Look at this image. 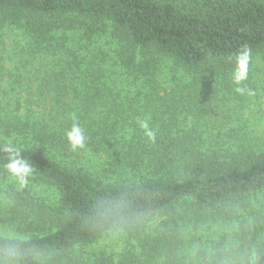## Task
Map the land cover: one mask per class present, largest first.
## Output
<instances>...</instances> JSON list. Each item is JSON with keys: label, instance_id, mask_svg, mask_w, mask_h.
I'll return each instance as SVG.
<instances>
[{"label": "trees", "instance_id": "1", "mask_svg": "<svg viewBox=\"0 0 264 264\" xmlns=\"http://www.w3.org/2000/svg\"><path fill=\"white\" fill-rule=\"evenodd\" d=\"M83 22L110 30L121 60L114 68L103 69L102 55L87 52L74 36ZM5 31L21 35L17 49L7 51ZM5 56L12 66L11 92L25 79L28 87L32 77L38 83L37 97L28 94L23 101L0 91V177H28L54 187L62 214L56 229L43 236H0V264H209L208 249L217 244L201 250L204 263L183 261L177 244L162 239L163 233L138 240L140 246L129 244L117 258L113 250L85 249L106 234L135 233L156 217H169L170 207L182 200H188L196 220L223 215L230 220L228 212H242L243 219L253 209V196L264 194L260 133L257 144L235 141L231 152L214 150L203 157L196 144L188 148L167 130L156 129L153 137L136 124L123 123L119 113L111 121L109 115L92 116L103 96L114 99L111 105L152 99L156 69L164 60L169 70H177L173 75L212 82L228 79L241 64L264 61V0H0V89ZM38 63L49 68L41 81L31 70ZM189 85L200 86L196 81ZM24 106L28 113L20 114ZM34 112L39 117L33 119ZM76 129L88 152L105 156L96 172L63 167L38 148L49 143L71 150L79 145H74ZM134 149L135 155L159 156L152 174L132 183L95 181L97 172L107 164L116 167ZM9 193L23 195L13 188ZM239 228L224 251L243 250L236 264H264V241L251 252L244 226Z\"/></svg>", "mask_w": 264, "mask_h": 264}, {"label": "rangeland", "instance_id": "2", "mask_svg": "<svg viewBox=\"0 0 264 264\" xmlns=\"http://www.w3.org/2000/svg\"><path fill=\"white\" fill-rule=\"evenodd\" d=\"M80 28L75 31L74 36L81 40L87 52L102 55L103 59L100 60L103 69L114 68V64L121 61L118 60L119 55H117L119 46L113 43L109 29L92 22H83ZM89 30L93 31L91 35H87ZM4 39L7 51H11L12 48L17 49L22 43L21 35L16 32L5 31ZM123 51L125 52V47ZM6 56L4 57L5 76L0 89L3 95L7 93L6 97H19L21 101L28 94L37 97L38 82L34 80V77L29 81L30 87L27 86L25 79L21 88L17 87L14 92L10 91L12 66ZM136 56L140 58L139 55ZM48 64L50 65L51 62ZM167 66L165 60L157 66L156 71L158 72L155 80L158 87L152 99L134 101L129 105L124 102L125 100H121L124 104L120 106L119 104L111 105L110 102L114 99L103 96L100 103L96 104L95 113L92 116L103 114L106 117L109 115L111 121L115 120L116 114L119 113L125 118L123 123L136 124L139 128H142L141 124L146 122L153 137L156 129L167 130L172 137L188 148L196 144L198 148H201L203 157L214 150L222 154L231 152L230 150L234 149L232 143L235 141L245 140L251 144H257L263 139L264 61L251 66L249 63L241 64L228 79H219L217 82H212V79L193 78L186 73L173 75L177 70H169ZM45 69L49 68H46L44 63L35 64V68L31 70L38 75L36 80L41 81L45 78L43 73ZM193 81L200 86L189 85ZM24 108L25 106L21 108L20 114L28 113L27 110L24 111ZM32 109L38 110L36 107ZM38 114L39 112H34L31 117L37 118ZM119 126L120 123H117L116 128L118 129ZM140 131L139 129L135 132V137H139ZM84 143L82 141L79 145L74 144L78 146L71 150L56 149L49 143L46 145L39 143L38 148L63 167L96 172L105 156L99 155L98 158L88 152ZM132 151V153H126V158L116 167L107 164L103 171L97 172L95 181L106 184L132 183L144 180L152 174L156 169L155 161L159 160V156L140 152L135 155V149ZM163 156L162 160L166 161L168 156L165 154ZM9 188L15 189L17 193L18 191L23 192L22 198L21 195L8 194ZM13 196L17 198L11 201ZM253 199L251 202L253 209L244 213L243 219H241L242 212L238 215L228 212L230 214L227 216L231 217L230 220L224 215L217 219L205 216L196 220L188 200H182L170 207L169 217H156L135 233L122 230L106 234L97 243L88 246L85 251L96 253L99 250H113L117 258V255L129 244L140 246L138 240H148V238H154L163 233L162 239L166 237L172 243L177 244L178 255H183V261L204 263L201 250L207 245L217 244L215 248L209 247L206 254L207 262L209 264H236L235 259L241 262L244 257L243 250L230 254L225 252L223 247L227 248L228 240L232 239L234 231L241 232L239 228L241 225L244 226L245 235H248L246 238L249 239V249L252 247L251 252L264 241V194H257L253 196ZM61 211L59 195L54 187L28 177H0L1 237L24 240L48 234L56 229V222L62 214ZM164 234L167 235L164 236ZM198 248L200 251L195 252ZM220 251L221 257L218 256Z\"/></svg>", "mask_w": 264, "mask_h": 264}, {"label": "clouds", "instance_id": "3", "mask_svg": "<svg viewBox=\"0 0 264 264\" xmlns=\"http://www.w3.org/2000/svg\"><path fill=\"white\" fill-rule=\"evenodd\" d=\"M141 127L145 129V132H146L147 135L151 136V132L148 130V126H147V123L146 122L145 123H142L141 124ZM75 132L77 133V136L79 137V141L77 143L78 144L79 143H82L83 137L78 134L79 133V130L76 129Z\"/></svg>", "mask_w": 264, "mask_h": 264}, {"label": "snow or ice", "instance_id": "4", "mask_svg": "<svg viewBox=\"0 0 264 264\" xmlns=\"http://www.w3.org/2000/svg\"><path fill=\"white\" fill-rule=\"evenodd\" d=\"M73 139L78 142L79 141V137L77 136V134L73 133Z\"/></svg>", "mask_w": 264, "mask_h": 264}]
</instances>
